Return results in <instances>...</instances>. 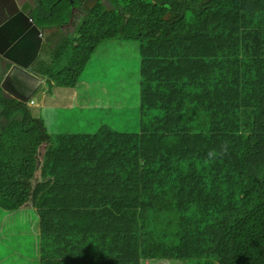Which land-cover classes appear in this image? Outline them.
<instances>
[{
	"label": "trees",
	"instance_id": "obj_1",
	"mask_svg": "<svg viewBox=\"0 0 264 264\" xmlns=\"http://www.w3.org/2000/svg\"><path fill=\"white\" fill-rule=\"evenodd\" d=\"M73 1L78 37L36 1L28 72L76 88L94 44L147 39L141 129L54 138L0 86V209L38 213L40 264H264V0Z\"/></svg>",
	"mask_w": 264,
	"mask_h": 264
},
{
	"label": "rangeland",
	"instance_id": "obj_2",
	"mask_svg": "<svg viewBox=\"0 0 264 264\" xmlns=\"http://www.w3.org/2000/svg\"><path fill=\"white\" fill-rule=\"evenodd\" d=\"M79 1L95 3V0ZM104 3L110 6L107 0L98 4ZM80 8L75 5L71 9L75 16L69 29L74 33L69 34L74 37H78L75 32L78 28L76 13L81 12ZM118 27L130 33L127 26ZM50 43L45 44L41 57L52 50L53 41ZM147 44V39L128 38L94 44L76 88H61L47 83L30 94L33 115L45 119L54 138L62 133L92 134L103 126L118 133L139 132L140 54L141 48ZM2 73L4 70L0 69V78ZM44 151L45 148L42 155ZM33 210L30 203L15 212L0 209V264H40L41 228L38 213ZM158 264L167 263L161 261Z\"/></svg>",
	"mask_w": 264,
	"mask_h": 264
},
{
	"label": "water",
	"instance_id": "obj_3",
	"mask_svg": "<svg viewBox=\"0 0 264 264\" xmlns=\"http://www.w3.org/2000/svg\"><path fill=\"white\" fill-rule=\"evenodd\" d=\"M0 18L5 14L10 19H5V23L0 25V56L4 60L9 61L14 67L8 73L2 88L13 98L22 102H27L33 89L37 84L32 79H36L39 83L44 80L28 73L29 69L38 60L40 52L45 43V34L42 33L38 24L28 17L17 5L15 0H0ZM12 10H11V9ZM18 12V14H17ZM17 14L15 17H13ZM32 19V20H31ZM16 20L17 33H7L9 21ZM6 34L7 37H1ZM18 76L22 91L19 92L13 85L12 76ZM47 83L53 85L51 79L46 80Z\"/></svg>",
	"mask_w": 264,
	"mask_h": 264
},
{
	"label": "flooded vegetation",
	"instance_id": "obj_4",
	"mask_svg": "<svg viewBox=\"0 0 264 264\" xmlns=\"http://www.w3.org/2000/svg\"><path fill=\"white\" fill-rule=\"evenodd\" d=\"M16 1V3H17V5L19 6V8L21 9V11H23L25 14H27L30 18H32L33 19V22H35L36 23V21H35V14H38V15H40L41 17H43V18H45V19H47L44 15H42V14H40V13H38V12H36V10H37V8H38V5L36 4V1L37 0H15ZM70 3L72 4V5H75V3H74V1L73 2H71V0H70ZM2 7L0 6V9H1ZM11 9V8H10ZM12 10V9H11ZM17 14H18V12H17ZM17 14H15L13 17H15ZM11 17H8V19H10ZM5 19H7V17L5 16V14L2 16V18H0V25L1 24H3V23H5L6 21H5ZM74 22V18L72 17L71 19H70V23H68L67 25H64V26H66V28H69V26L72 24ZM16 27H17V22H16V20H12V21H9V26H8V28L6 29V32L7 33H17V31H16ZM65 29V28H64ZM63 29V30H64ZM41 30H42V33H53L54 31L52 30V29H50V28H48V29H45V28H41ZM1 37H7V35L6 34H3V35H1Z\"/></svg>",
	"mask_w": 264,
	"mask_h": 264
},
{
	"label": "clouds",
	"instance_id": "obj_5",
	"mask_svg": "<svg viewBox=\"0 0 264 264\" xmlns=\"http://www.w3.org/2000/svg\"><path fill=\"white\" fill-rule=\"evenodd\" d=\"M27 15V14H26ZM28 16V15H27ZM74 16H75V14L73 13V11H72V17L74 18ZM29 17V16H28ZM71 17V18H72ZM32 20V19H31ZM36 21V20H35ZM35 24H37V22L35 23ZM40 27V26H39ZM40 29H41V27H40ZM45 34V43H47L48 41H49V38H48V36L50 35H48L47 36V33H44ZM46 36H47V38H46ZM45 43H44V45H45ZM44 48V47H43ZM43 48H42V51H43ZM42 53V52H41ZM41 55V54H40ZM40 57V56H39ZM39 57H38V60H39ZM37 60V61H38ZM36 61V62H37ZM0 62H4V63H6L7 65L9 64L10 66H11V69L14 67V65L13 64H11L9 61H7V60H4V58H2L1 56H0ZM32 67V66H31ZM11 69H9L8 70V72L5 74V76H4V78L6 79V77H7V75H8V73L11 71ZM30 70V69H29ZM29 73V72H28ZM30 74V73H29ZM32 75V74H31ZM37 77V76H36ZM38 78H40V77H38ZM5 79H4V81H5ZM40 79H43V78H40ZM12 80L14 81V79H13V76H12ZM44 80V79H43ZM46 80L47 79H45L44 80V82L43 83H45V84H47V82H46ZM4 81L2 82V83H0V86H2L3 85V83H4ZM14 85V87L18 90L19 89V85H20V81H19V84H17V83H15V84H13ZM54 85V84H53ZM3 89V88H2ZM4 90V89H3ZM36 89H33V91H35ZM32 91V92H33ZM4 92L7 94V95H9L5 90H4ZM31 92V93H32ZM10 96V95H9ZM29 99H30V96L28 97V101L27 102H25V103H28L29 102ZM33 105V101L31 100L30 101V103H29V106H32Z\"/></svg>",
	"mask_w": 264,
	"mask_h": 264
},
{
	"label": "crops",
	"instance_id": "obj_6",
	"mask_svg": "<svg viewBox=\"0 0 264 264\" xmlns=\"http://www.w3.org/2000/svg\"><path fill=\"white\" fill-rule=\"evenodd\" d=\"M215 1H216V2L221 1V2H225V3H227V0H215ZM6 67H7V64H6V63H4V62H0V69H1V70H5ZM13 79H14L13 84H15V83L19 84L18 76L13 75ZM30 79H32L33 82H35V83L37 84V86H36L37 88H36V89L40 88L42 85H45V83H42V84H41V83H39L36 79H33V78H30ZM18 91H19V92L22 91L20 85H19V89H18Z\"/></svg>",
	"mask_w": 264,
	"mask_h": 264
}]
</instances>
